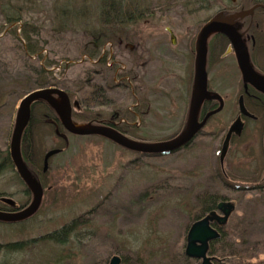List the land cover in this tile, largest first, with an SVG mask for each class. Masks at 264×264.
Returning a JSON list of instances; mask_svg holds the SVG:
<instances>
[{"label":"rangeland","instance_id":"rangeland-1","mask_svg":"<svg viewBox=\"0 0 264 264\" xmlns=\"http://www.w3.org/2000/svg\"><path fill=\"white\" fill-rule=\"evenodd\" d=\"M50 1L41 0L42 8L24 18L40 29V35L31 36L41 50L32 56L25 54L26 41L20 37L24 23H15L19 39L16 44L12 31L15 25H3L0 16L1 162L9 153L20 100L35 87L32 68L46 60L54 64L49 68L53 76H65L76 96H85V89H78L93 70L107 73L109 83L117 86L107 92L110 104L95 106L94 110L115 124L124 120L133 127L138 135L128 134L131 139L163 141L184 131L192 91L191 87L187 90L192 63L190 67L184 59V45L205 20L216 13L223 17L228 0H160L163 5L153 7V15L131 27L136 34L134 42H104L94 59L86 56L87 50L80 53L83 36L79 32L50 35ZM239 13L224 20L231 23L240 17ZM76 22L82 27L81 19ZM159 45L178 53L172 65L155 53ZM149 57L147 64L145 59ZM100 59L102 62L97 61ZM64 63L68 68L61 74ZM238 73L232 55H221L209 68L211 88L224 98V108L211 117L193 143L169 154L133 153L97 135L65 133V144L54 134L53 127L42 121L35 126L39 116L34 110L29 137L40 163L37 175L44 188L43 196L31 217L0 221V243L41 236L80 218L81 224L70 236L73 243L64 251L75 256L70 264H108L114 255L121 258L120 264H178L188 227L206 213L200 200L216 194L217 201H230L234 210L220 230L222 240L213 242L212 252L208 253L215 257L214 264H264V121L248 122L239 138L230 144L222 142L237 114V98L242 90ZM96 83L104 85L100 80ZM142 95L147 100L143 108ZM70 102L72 116L79 108L73 99ZM123 109L131 114L117 117L115 112ZM75 122L84 125V121ZM64 145L62 153L50 157L46 171L40 173L43 153ZM29 160L34 166L38 164L36 159ZM0 196L2 208L21 209L32 199L10 161L0 166ZM51 250H24L16 264H35L32 255ZM188 264H200V260L190 259Z\"/></svg>","mask_w":264,"mask_h":264},{"label":"trees","instance_id":"trees-1","mask_svg":"<svg viewBox=\"0 0 264 264\" xmlns=\"http://www.w3.org/2000/svg\"><path fill=\"white\" fill-rule=\"evenodd\" d=\"M192 1L195 2L197 0ZM227 3L228 4L225 6L227 12L223 14L224 17L231 16L233 13L251 8L254 5L260 4L264 6V0H247L244 3H234L233 1L228 0ZM158 5L162 6L163 3L160 2V0H51L49 8L52 13V21L49 32L51 36H54L55 34L59 35L62 33L66 34L79 32V34L83 36L81 43L82 50H80V53H86L87 50L86 56L94 59L98 58L97 54H99L100 48L104 42H111L114 44H120V42H134L136 34L131 31V27L138 24L144 17L153 15V7ZM40 7L42 8L41 0H0V16L2 18V24L10 26L15 25L12 27V31L16 44L19 43V39H17L15 33V29L17 27L16 24L18 22L24 23L21 30V36H19L21 39L26 41L24 52L28 56L35 55L41 50V47L36 43L37 41L33 40L31 36L40 35V29L37 26L38 24L35 22L26 23L24 18L26 15L31 14L34 10L38 12L36 8L40 10ZM77 19H81V22H83L82 27L76 25L78 24V22H76ZM74 25L78 28L71 27ZM40 57L41 56H39V58ZM97 61L102 62L101 59ZM52 64L53 62H51V60H46L43 65L34 66L32 68L35 74V82H33L32 86L35 87L30 91L47 87H56L65 91L67 95L76 102L79 108L74 114L72 113V118L75 117L73 119L74 122L84 121V123L96 124L97 121L106 118L100 116L102 112L95 111L94 109L97 108L95 106L110 104L107 92L113 90L117 85L113 82L109 83V75L107 73L104 75V72L93 70L89 74L90 76L88 75L83 78L84 85L80 86V89H78V91L85 89V96H76L69 88L67 78L65 76H53V71L49 69ZM67 68L68 65L64 63L60 73L62 74ZM92 74L95 76L92 77ZM96 80L102 81L104 85H99L96 83ZM74 92L78 93L77 91ZM141 98L144 100L140 101L141 108H143L142 106L145 102H147V100L145 95H142ZM34 110L38 111V114L40 115L38 119L40 121H45L46 119H52L55 117V113L45 101L38 100L32 103L30 120L27 127L23 131L21 139L22 150L28 153H31L34 148L33 139L29 137V130L31 128L32 121H34L32 116ZM136 110L141 111L142 109L139 110V108H137ZM110 113L114 114V112H109L108 114ZM117 114H119L117 117H125L131 113L124 110L119 113L115 112V115ZM115 127L121 133L124 132L126 134L138 135L133 127H129L125 124H120ZM24 155L27 159L30 157L33 162L37 160L35 154ZM6 161H10L12 163L9 153L4 156L3 162ZM35 166H40L39 161ZM218 198L219 197L216 194L210 195L209 197L204 196V198L200 200L203 212H208L214 209L218 202ZM0 210L13 211V208L12 206H9V208L0 207ZM197 218L198 217L194 220ZM78 223L81 224L80 218H74L60 228L41 236L26 240H15L0 243V264H16L18 255L24 252V250L37 252V250L41 251L47 247H50L52 250L50 252H38L40 254L32 255L33 258L36 259L35 264H70L75 256L73 253H65L64 251H68L66 249H68L69 245L73 243L70 236L73 234ZM222 237L223 235L221 234V240ZM218 240H216V242ZM212 243L209 247V253L212 252ZM178 258L180 261L178 264H188L191 259L186 257L184 253L179 255ZM168 260H170V258Z\"/></svg>","mask_w":264,"mask_h":264},{"label":"water","instance_id":"water-1","mask_svg":"<svg viewBox=\"0 0 264 264\" xmlns=\"http://www.w3.org/2000/svg\"><path fill=\"white\" fill-rule=\"evenodd\" d=\"M231 1L234 2L235 0ZM256 7L264 6L258 4L252 6L250 9L240 11V18L244 15L250 14ZM234 24L235 21L231 23L227 22L222 19L220 14H216L201 27L197 37L196 56L194 61V85L188 109V122L184 131L173 138L163 141L138 142L110 126L91 123H84L83 126L78 125L71 117V102L69 96L65 91L56 87L39 88L25 94L21 98L16 111L15 122L10 138L9 153L15 171L27 189L31 192L32 199L28 206L19 210H0V221L12 222L30 217L36 212L41 202L42 190L40 184L26 168L20 152L23 131L30 120L31 106L35 101H45L55 111L62 127L68 133L75 135L101 136L128 150L152 156L176 152L191 143L203 128L207 119L212 114L220 111L223 107L222 97L219 94H210L207 90L205 44L207 37L215 32H221L228 37L234 49L236 62L242 73V79L245 85L250 84L258 91L264 92V77L255 73L251 68L248 56L245 52L244 43L234 27ZM54 96H57L59 101H57ZM212 99L218 101V107L207 113L204 118L198 122L196 114L201 103L205 100ZM238 105L240 113L247 115L241 96L239 97ZM241 129L242 125L238 121H235L231 125V131H234L237 134L241 132ZM223 150H225V147H223ZM57 152H59V149L53 148L44 154L43 171H46L47 169L48 158L55 155ZM233 210L234 205L230 201L222 200L217 203L216 210H212L195 220L187 230L184 255L188 258L200 260V264H214V261L216 260L215 257L208 255L209 245L212 241L220 238L221 234L218 229L225 226ZM213 223L216 224L218 229L212 226ZM120 263L121 258L118 255L112 256L108 262V264Z\"/></svg>","mask_w":264,"mask_h":264},{"label":"flooded vegetation","instance_id":"flooded-vegetation-1","mask_svg":"<svg viewBox=\"0 0 264 264\" xmlns=\"http://www.w3.org/2000/svg\"><path fill=\"white\" fill-rule=\"evenodd\" d=\"M248 9H250V8H248ZM245 10H247V9H245ZM220 11H223V10H220ZM225 12H227V10H225ZM216 14H214V15H216ZM211 18L212 17L205 20L204 23L202 24V26ZM224 18H226V17L223 16L222 19L224 20ZM201 27L199 28L196 35L192 39H188L184 45V48H185L184 59L186 60L187 64H190V67H191V63H192V67L190 70L191 80L188 81V85H187V90H189V88L191 87L192 91H193V85H194V61H195V56H196L197 37H198V34H199ZM234 27L236 28L237 32L239 33V35L242 39V42L244 43L245 52L248 56L249 64H250L251 68L253 69V71L255 73L264 77V7L263 8L262 7H256L255 9L252 10V12L250 14L244 15L241 18L240 17L237 18L235 20ZM166 31H168L170 34L169 28H166ZM172 39H173V37L171 38V36H170V42H173ZM148 40L149 41L147 42V45L149 48V55H150L152 52V50H151L152 49V41L150 40V38ZM160 44H163V43L161 42ZM154 51L156 54L158 53L162 57H165L166 63L168 65H172V63L175 62V60H173V57L176 58V56H178L177 52H175L174 50L171 51V50L167 49V46L161 47L159 45L158 47H155ZM221 55L222 56L223 55H232L233 56L237 70L239 72L238 74H240V79L242 82V90L238 94L237 104H236L237 114L234 116L233 121H232V124L235 121H238L239 123H241L242 129H241V132L239 134H237L234 131H231V125L232 124H230V126L228 127V130L225 132V135H224V138L222 141L223 143L225 141L227 144H230L235 138H239L242 135V132L246 129L248 122H254V121L258 122L259 120L264 121V92L258 91L257 89H255L250 84L245 85V83L242 79V73L238 67L237 62H236L234 49H233L228 37L221 32H215V33L210 34L207 37L206 44H205V71H206V75H207V90L210 94H219L222 97V95L220 93H218L217 91H214L211 88V85H210L211 82H210V78L208 76L209 68L212 67L217 62V59L220 58ZM150 61H151V57H149L148 60L146 59L147 64ZM191 92L189 94V104H190V100L192 97ZM240 96L242 97L243 106H244L245 110L247 111V115L240 113L239 105H238V101H239ZM54 97L57 98V96H54ZM69 99H70V97H69ZM222 99H224V98L222 97ZM70 101H71V99H70ZM218 105H219L218 101L214 100V99L203 101L201 103L198 111H197V114H196L198 122H200L207 113L216 109L218 107ZM223 108H224V100H223V107L221 108V110L212 114L207 119L203 128L207 125V122L211 119V117L215 116L216 114L221 112L223 110ZM51 110L55 113V111L52 108H51ZM38 116L40 117L39 114H38ZM40 122H41L40 120L35 121V126L38 125ZM42 122L44 123L45 126L48 125L50 127H53L54 134L59 138V140H62L65 144H67V139L65 137L66 136L65 133H68V132L62 127L61 122H60L58 116L56 115V113H55L54 118L46 119L45 121H42ZM96 124L106 125V126H110L114 129H116L115 126H119L120 124H125V121L122 120L121 122H119V124H115L111 120L102 119V120L97 121ZM203 128L199 131V133L196 135V137L193 139V141H191V143H193L196 140V138L200 136V132L203 130ZM122 134H125L127 137H130L128 134H126L124 132H122ZM33 136H34V134H33ZM99 137H101V136H99ZM101 138H103V137H101ZM104 139H106V138H104ZM106 140H108V139H106ZM191 143H189L184 148L188 147ZM223 143H222V148H223ZM114 144H116V143H114ZM116 145L122 149H126L124 147H121L118 144H116ZM184 148H182V149H184ZM56 149H59V152H57L55 154H61L62 151L65 149V145L63 147H57ZM182 149H180V150H182ZM127 151H130L133 153L143 154L146 156H152V155H148V154H144V153H140V152H135V151L128 150V149H127ZM20 152H21L23 163L25 164L26 168L29 170V172L34 177V179H36V181L40 184V187L42 190V196H43L44 188H43V185L41 184L39 177L37 175L39 169H38V167L32 165L29 158L27 159V157H25V155H24V154H34V152L32 151L31 153H28V152L23 151L22 147H21V143H20ZM46 152H44L43 154H46ZM221 154H224V150L222 151ZM261 154H264V150L262 151ZM43 157H44V155H43ZM43 157H42V167H41L40 173L45 172L42 170V168H43ZM49 159H50V157L48 158V161H49ZM48 161H47V167H48ZM0 162H1V159H0ZM3 163L4 162H1L0 166ZM19 179H20V177H19ZM21 182H22V180H21ZM22 184L24 185L23 182H22ZM25 188L29 193H31L29 191V189H27L26 186H25ZM41 199H42V197H41ZM12 208H13V210L19 209L17 206L12 207ZM37 210H36V212H37ZM212 210H216V207ZM208 212H206V213H208ZM27 218H29V217H27ZM27 218H25V219H27ZM197 219H199V217ZM212 226L218 229V227L216 226L215 223H213Z\"/></svg>","mask_w":264,"mask_h":264}]
</instances>
